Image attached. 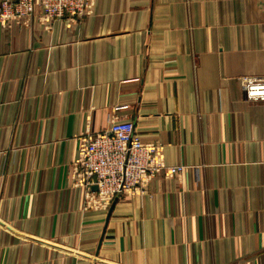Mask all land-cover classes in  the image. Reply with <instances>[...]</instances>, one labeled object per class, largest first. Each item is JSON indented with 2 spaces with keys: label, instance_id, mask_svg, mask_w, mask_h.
<instances>
[{
  "label": "crops",
  "instance_id": "obj_1",
  "mask_svg": "<svg viewBox=\"0 0 264 264\" xmlns=\"http://www.w3.org/2000/svg\"><path fill=\"white\" fill-rule=\"evenodd\" d=\"M94 9L0 28V264H264V1ZM114 119L187 170L103 209L73 164Z\"/></svg>",
  "mask_w": 264,
  "mask_h": 264
},
{
  "label": "built area",
  "instance_id": "obj_2",
  "mask_svg": "<svg viewBox=\"0 0 264 264\" xmlns=\"http://www.w3.org/2000/svg\"><path fill=\"white\" fill-rule=\"evenodd\" d=\"M264 1V0H263ZM96 0H0V28L28 26L34 18L51 29L56 21L76 23L94 13ZM247 99L264 101V76L243 77ZM184 165L167 167L163 148L142 141L132 121L112 120L100 133L80 137L79 158L73 164L78 184H84L86 199L103 209L116 198L144 191L148 179L159 173L181 177Z\"/></svg>",
  "mask_w": 264,
  "mask_h": 264
}]
</instances>
